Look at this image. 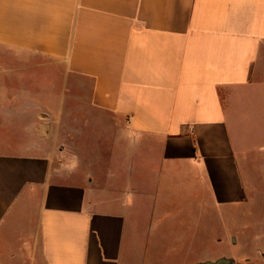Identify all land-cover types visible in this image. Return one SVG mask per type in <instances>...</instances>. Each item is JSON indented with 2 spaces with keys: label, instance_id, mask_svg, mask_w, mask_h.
Wrapping results in <instances>:
<instances>
[{
  "label": "crops",
  "instance_id": "1",
  "mask_svg": "<svg viewBox=\"0 0 264 264\" xmlns=\"http://www.w3.org/2000/svg\"><path fill=\"white\" fill-rule=\"evenodd\" d=\"M263 173L264 0H0V264H264Z\"/></svg>",
  "mask_w": 264,
  "mask_h": 264
},
{
  "label": "rangeland",
  "instance_id": "2",
  "mask_svg": "<svg viewBox=\"0 0 264 264\" xmlns=\"http://www.w3.org/2000/svg\"><path fill=\"white\" fill-rule=\"evenodd\" d=\"M257 183L260 184L261 193L264 195V173L258 177ZM262 200H264V197ZM259 214L264 216V208L260 210ZM252 215V213H249L247 219L249 220ZM215 226H217L215 231H217L218 239L222 240L221 243L218 244L217 251H196V253H193L195 251H149V264H184L191 260L189 258H202V256L207 252L211 253L212 258H215L216 256L237 255L238 251H234L236 248L232 247V240H227V232L229 231V227L227 226L225 220H218V223ZM202 241L206 246L213 244V240L210 235L204 231L202 234ZM167 247L176 248L178 247V243H170L167 245ZM212 247L213 246H211V248ZM199 253L201 255H199ZM235 259L236 262L240 263L243 260V256H237ZM144 263H146V261Z\"/></svg>",
  "mask_w": 264,
  "mask_h": 264
},
{
  "label": "water",
  "instance_id": "3",
  "mask_svg": "<svg viewBox=\"0 0 264 264\" xmlns=\"http://www.w3.org/2000/svg\"><path fill=\"white\" fill-rule=\"evenodd\" d=\"M197 264H234V262L231 259L220 258L213 262H202Z\"/></svg>",
  "mask_w": 264,
  "mask_h": 264
}]
</instances>
